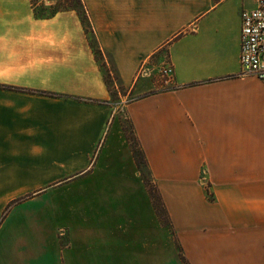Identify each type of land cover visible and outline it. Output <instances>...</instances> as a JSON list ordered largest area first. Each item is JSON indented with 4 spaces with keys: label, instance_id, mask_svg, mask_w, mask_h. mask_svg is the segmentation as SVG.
I'll use <instances>...</instances> for the list:
<instances>
[{
    "label": "crops",
    "instance_id": "obj_1",
    "mask_svg": "<svg viewBox=\"0 0 264 264\" xmlns=\"http://www.w3.org/2000/svg\"><path fill=\"white\" fill-rule=\"evenodd\" d=\"M30 1L0 0V159L32 149L70 171L105 164L92 158L119 137L101 68L109 57L134 99L126 116L159 181L180 264H264V83L239 75L241 14L258 0H80L85 22L73 8L46 15ZM165 62L176 89L135 78ZM101 180V196L141 195L132 171ZM137 217L120 236L114 221L95 224L76 264L116 259L119 245L149 257L155 243ZM153 229L165 253L166 229L159 221ZM4 247L0 264H72L69 249L48 257L35 243L27 255Z\"/></svg>",
    "mask_w": 264,
    "mask_h": 264
},
{
    "label": "rangeland",
    "instance_id": "obj_2",
    "mask_svg": "<svg viewBox=\"0 0 264 264\" xmlns=\"http://www.w3.org/2000/svg\"><path fill=\"white\" fill-rule=\"evenodd\" d=\"M32 1L37 12L46 15L58 7L78 6V0ZM90 37L93 40V36ZM108 61L110 67L101 62V68L111 92L109 103L114 108L111 123L117 128L119 137L114 147L106 149L101 147L96 150V159L92 158L93 163L101 156H106V163L91 164L79 167L80 171H70L72 165L65 163V160L60 163L51 157L40 156L39 150H4L11 152L12 155L8 157L10 161L0 159V174L10 176L6 180H0V189L4 193V197H0V235L9 233L11 236L4 235L0 242L5 245L4 248L10 249L16 244V247L23 248V255L29 254L24 249L29 243H35L37 247L45 246L44 254H48V257L57 253L63 255L69 249L71 262L76 264L77 248L82 243L80 237L93 236L95 224L114 221L118 225L120 236L125 232H131V222L140 216L142 222L149 223V238L151 243H155L150 246L149 257L147 253L141 252L132 255L126 251V248L131 246L119 245L116 259L107 254L103 256L102 264H180L177 241L167 218L168 213L167 215L164 213V207L158 198L159 181L142 157L139 140L131 120L126 116L124 106L134 99L129 95V90L121 88L117 70L109 57ZM139 71L135 77L137 80L148 78L139 76ZM152 73L151 77L157 88H163V81L155 77L156 70ZM124 97L127 98L122 102ZM14 154L17 155L13 156ZM5 169L13 171L7 172ZM122 171H132L135 179H139L135 183L139 182L141 195L136 197L99 195L100 186L105 183L101 178L112 172ZM50 177L57 179L49 180ZM201 183L206 191L210 192L208 181L201 179ZM132 208L134 212L130 211ZM155 221H159L166 229L165 253H162L161 245L157 244V234L153 229ZM53 241L56 242L57 248L51 247L49 250V245ZM38 252L41 253L39 249ZM7 253L3 250L2 255Z\"/></svg>",
    "mask_w": 264,
    "mask_h": 264
},
{
    "label": "built area",
    "instance_id": "obj_3",
    "mask_svg": "<svg viewBox=\"0 0 264 264\" xmlns=\"http://www.w3.org/2000/svg\"><path fill=\"white\" fill-rule=\"evenodd\" d=\"M31 5L35 8L33 1ZM240 38L239 75L254 77L264 83V0L257 1L256 9L242 12ZM154 70L156 77L163 81V87L177 88L174 82V69L170 62H165ZM153 71L143 65L139 76L149 78Z\"/></svg>",
    "mask_w": 264,
    "mask_h": 264
},
{
    "label": "trees",
    "instance_id": "obj_4",
    "mask_svg": "<svg viewBox=\"0 0 264 264\" xmlns=\"http://www.w3.org/2000/svg\"><path fill=\"white\" fill-rule=\"evenodd\" d=\"M31 3H32V1H31ZM77 4H78V6L81 7V2H80V0L77 1ZM32 5H33V4H32ZM78 6H77V7H76V6H70V7H65V8H60V7H58V8H56V9H54L53 11H51L50 15L55 14L57 11H63V10H67V9H69V8H73L74 10H77V11L79 12V15L81 16L82 21L85 22L86 19H87V18H86V15H85V11H84V9H83L82 7H81L82 9H78ZM33 7H34V6H33ZM33 7H32V8H33ZM95 52H96V56H97V58H100V56H102L101 53H100V51L95 50ZM141 152H142V151H141ZM141 155H142V157H144L143 152L141 153ZM144 158H145V157H144ZM158 198H159V200H160L161 206L164 207V203H163V200H162L161 196L159 195V192H158ZM163 209H164V213L167 215V211L165 210V207H164ZM167 218H168V220H169L168 215H167ZM169 221H170V220H169ZM182 259L184 260L183 257H182Z\"/></svg>",
    "mask_w": 264,
    "mask_h": 264
}]
</instances>
